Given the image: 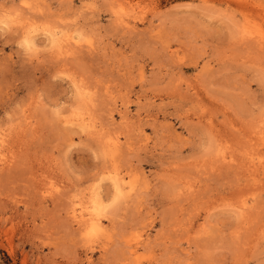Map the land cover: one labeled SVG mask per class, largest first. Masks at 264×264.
<instances>
[{"label":"rangeland","instance_id":"1","mask_svg":"<svg viewBox=\"0 0 264 264\" xmlns=\"http://www.w3.org/2000/svg\"><path fill=\"white\" fill-rule=\"evenodd\" d=\"M0 141V264H264V0H0Z\"/></svg>","mask_w":264,"mask_h":264},{"label":"bare ground","instance_id":"2","mask_svg":"<svg viewBox=\"0 0 264 264\" xmlns=\"http://www.w3.org/2000/svg\"><path fill=\"white\" fill-rule=\"evenodd\" d=\"M23 26V25H22ZM32 31V28L31 29H29V30H26V32H25V36H26V41L25 42H27L26 43V45L27 44H29V46L31 45V47L32 48H35L36 46V44L34 45V42H33V38H32V35L30 34V33H32L31 32ZM34 33V32H33ZM49 33V32H48ZM52 34H55V33H53L52 32ZM49 35V34H48ZM54 36V35H53ZM55 36H57V35H55ZM58 37V36H57ZM24 38V37H23ZM53 38V37H52ZM51 38V39H52ZM55 38V37H54ZM56 39V38H55ZM69 39H73V38H71V36H65L64 37V39L63 40H65V43L67 42V40H68V42H69ZM50 41H52L53 42V40H50ZM57 41H58V39H57ZM82 41V40H81ZM54 42H56L55 40H54ZM35 46V47H33V46ZM28 46V47H29ZM65 46V45H64ZM27 47V48H28ZM30 48V47H29ZM65 48V47H64ZM263 49V48H262ZM32 50V49H31ZM33 51V50H32ZM83 93V92H82ZM93 101V100H92ZM93 103V102H92ZM85 106V105H84ZM82 120H84V119H82ZM89 121V120H88ZM83 123V122H82ZM88 123V122H87ZM86 123V124H87ZM86 124L85 125H82V128H83V126H86ZM89 124V123H88ZM88 124H87V127H90V126H88ZM91 124V123H90ZM91 126H92V124H91ZM86 128V127H85ZM85 131V130H84ZM99 133V132H98ZM101 133V132H100ZM111 138V137H110ZM114 138V137H113ZM263 138V137H262ZM1 140H2V138H1ZM104 141V140H103ZM108 141H109V139H108ZM0 142H2V141H0ZM118 143H119V140H118ZM116 145H117V139H112L109 143H108V146L111 148V149H113L112 151H115V147H116ZM105 149H107V148H105ZM112 151H110V152H112ZM114 176V175H113ZM117 176H118V174H117ZM119 176H121L120 174H119ZM111 178H112V176H111ZM117 178H120V177H117ZM116 178V179H117ZM114 180V179H113ZM121 180H116V181H114V184H115V190L117 191V194H119L118 192H122L123 190L121 189V187H122V184H121V182H120ZM123 183V182H122ZM126 187H128V185L126 186ZM123 188V187H122ZM131 189V188H130ZM122 190V191H121ZM122 194V193H121ZM91 201V200H90ZM90 204V203H89ZM93 204V203H92ZM92 204H90L92 207H94ZM90 205H89V207H90ZM96 206V205H95ZM86 208H87V206H85ZM91 207V208H92ZM96 207H98V206H96ZM82 208V207H81ZM80 208V209H81ZM100 208V207H99ZM84 209V208H83ZM82 209V210H83ZM95 209V208H94ZM94 209H91V210H94ZM82 210H80V213H82V215H83V212H85L86 213V211H84V210H86V209H84L83 211ZM90 210V212H87V215H88V217L84 220L85 221V223H86V226H88V230L90 231L89 233H91V229L93 230V229H97V227L98 228H101L99 225H100V220H101V218H100V220H99V218H98V214L96 215V213L97 212H94L95 214H93V212ZM97 210H98V208H97ZM82 211V212H81ZM89 211V210H88ZM79 212V211H78ZM100 213V212H99ZM79 214V213H78ZM77 214V215H78ZM81 215V214H80ZM102 214H100L99 216H101ZM84 216V215H83ZM81 217V216H80ZM85 217V216H84ZM81 219H82V217H81ZM102 224V223H101ZM83 227H85V225L83 226ZM86 228V227H85ZM87 230V229H86ZM103 230V229H102ZM88 233V232H87ZM93 233V232H92ZM134 250V249H133Z\"/></svg>","mask_w":264,"mask_h":264}]
</instances>
